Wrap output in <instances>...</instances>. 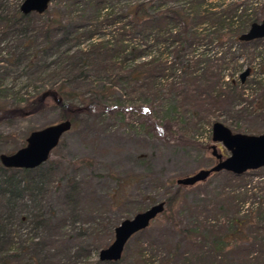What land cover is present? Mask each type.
Segmentation results:
<instances>
[{
	"label": "trees",
	"instance_id": "trees-1",
	"mask_svg": "<svg viewBox=\"0 0 264 264\" xmlns=\"http://www.w3.org/2000/svg\"><path fill=\"white\" fill-rule=\"evenodd\" d=\"M20 2L0 0V81L20 71L36 96L6 109V117L38 111L51 98L61 119L71 123L75 112L109 110L102 100L119 87L147 105L130 109L143 112L148 121L164 104L169 125L176 117L201 116L209 123L222 115L231 132H264V37L238 40L264 16H257L247 0H172L169 5L165 0L159 5L153 0H71L63 10L47 7L27 15L19 12ZM239 58L248 61L243 82L237 77ZM81 84L89 96L78 89ZM263 170L219 171L230 185L215 188L192 211L189 223L177 219L183 187L176 185L162 200L159 216L179 239L158 264H264ZM51 173L47 160L32 169L0 165V264H52L51 256L42 253V235L16 246L6 228L8 219L17 217L52 239L61 223L49 222L35 208ZM66 184L63 200L76 203L78 184ZM154 245L140 243L130 256L137 264H155L160 254ZM183 245L192 251L182 250ZM123 251L119 260L105 263L120 264Z\"/></svg>",
	"mask_w": 264,
	"mask_h": 264
},
{
	"label": "rangeland",
	"instance_id": "rangeland-1",
	"mask_svg": "<svg viewBox=\"0 0 264 264\" xmlns=\"http://www.w3.org/2000/svg\"><path fill=\"white\" fill-rule=\"evenodd\" d=\"M57 1L49 4V11L63 10L71 3V0ZM247 1L257 16H264V0ZM162 2L164 0H153L157 5ZM171 3L172 0H165L166 5ZM240 63V70L243 71L248 61L239 58L236 64ZM227 73H233L232 69ZM0 83V153L14 152L25 144L29 132L62 120L60 110L51 98H46L45 106L38 111L6 117L3 114L6 109L23 106L27 99L36 96V92L34 85L26 82L20 71ZM78 86L82 93L89 96L85 86ZM93 88L96 92L99 86L94 84ZM114 92L102 100L109 110L96 114L73 113L69 130L62 134L49 153L47 164L52 173L35 208L49 222L61 223L52 234V239L41 231H35L32 224L18 221L17 217L8 219L6 228L11 230L15 245H29L37 240L36 236L42 235V253L47 252L51 256L52 264H56L57 260L58 264H94L98 261L96 248L107 246L113 239L112 226L162 201L174 190L176 179L215 163L210 154L212 144L223 157L228 155L219 143L211 141L210 136L211 124L218 121L224 125V116L211 119L209 123L206 119L200 120L201 116L191 121L176 117L168 121L169 125L162 110L164 104H159V111L154 109V113L150 114L151 121H148L143 112L130 109L140 105L147 107L138 101V95L131 98L119 87ZM69 180L78 184L79 198L76 203L63 200ZM227 184V178L218 171L193 185L182 186L177 219L189 223L198 204L208 200L215 188ZM160 216L158 214L149 223L146 231L137 232L128 239L120 264H137L130 255L138 244L147 241L154 243V249L160 254L155 264L165 259V254L175 245L179 235ZM181 247L182 250L190 249L189 252L193 248Z\"/></svg>",
	"mask_w": 264,
	"mask_h": 264
},
{
	"label": "water",
	"instance_id": "water-1",
	"mask_svg": "<svg viewBox=\"0 0 264 264\" xmlns=\"http://www.w3.org/2000/svg\"><path fill=\"white\" fill-rule=\"evenodd\" d=\"M53 1L57 0H21L18 10L22 15L32 12L41 14ZM262 37H264V19L250 23L248 28L238 36V40L247 42ZM247 74L248 69L245 68L238 75L239 81L243 82ZM70 126L69 120H61L32 130L26 136L22 147L9 154L0 153V165L4 168L17 169H32L39 166L47 160L50 151L58 144L62 134L68 131ZM210 134L211 141L219 143L228 155L223 157L212 144L210 154L215 159V163L209 168L200 169L189 176L176 179V185H193L218 171L240 175L246 171L264 167V133H235L221 122L215 121L211 124ZM163 206V201L156 202L117 223L113 228L112 241L98 250L97 260L100 262L119 260L128 239L145 229L162 212Z\"/></svg>",
	"mask_w": 264,
	"mask_h": 264
}]
</instances>
